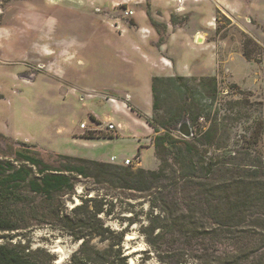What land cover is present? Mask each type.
Masks as SVG:
<instances>
[{
  "label": "rangeland",
  "instance_id": "1",
  "mask_svg": "<svg viewBox=\"0 0 264 264\" xmlns=\"http://www.w3.org/2000/svg\"><path fill=\"white\" fill-rule=\"evenodd\" d=\"M218 4L232 9L261 42L224 12L217 14ZM170 72L190 76L185 87L200 98L203 113L192 121L195 134L209 125L215 109L226 115L229 137L209 154L237 149L238 158L252 157L248 138L261 107L264 120V0H0V156L12 158L27 142L54 165L58 154L119 164L140 154L145 168H157L146 146L154 128L140 136L135 119L150 114L164 131L159 124L182 101L178 93H166L154 111L151 77ZM201 76L217 78L214 98ZM121 101L141 116L118 110L115 103ZM93 114L101 127L88 138L80 122L91 124ZM180 118L181 113L176 121ZM109 122L115 125L111 132L104 129ZM258 147L264 160V131ZM132 166H141L140 161ZM142 195L79 177L73 192L58 196V206L73 218L76 205L92 209L90 198L107 200L110 215L100 216L114 230L128 229L122 244L128 264L130 259L131 264H199L208 252L195 239L190 244L172 234L160 251L148 244L140 231L148 210ZM70 232L43 224L15 233L14 240L44 247L56 256L53 264H64L82 240ZM80 232L90 236L87 229ZM105 243L90 239L98 248ZM212 244L211 256L235 251L227 243ZM249 254L231 258L235 264H264V250Z\"/></svg>",
  "mask_w": 264,
  "mask_h": 264
},
{
  "label": "trees",
  "instance_id": "2",
  "mask_svg": "<svg viewBox=\"0 0 264 264\" xmlns=\"http://www.w3.org/2000/svg\"><path fill=\"white\" fill-rule=\"evenodd\" d=\"M189 77L174 74L151 78L154 111L161 108L166 93L176 92L182 101L173 106L167 122L159 124L164 131L145 118L155 131L152 152L157 168L133 169V164L59 154L54 165L27 142L14 150L12 158L0 156V264H53L56 256L46 248L14 240L15 233L43 224L63 225L73 231L70 233L76 239H82L64 264H128L122 245L128 229L114 230L101 218L110 215V208L104 206L107 200L96 203V198H90L92 209L76 205L71 209L73 218L60 211L58 196L73 192L79 177L143 194L148 210L140 231L155 251L166 247L175 233L188 238L190 244L195 239L198 247L208 252L200 257L199 264H235L231 257L264 250V160L258 147L264 131L263 108L257 110L259 115L253 120L248 138L254 150L252 157L248 154V160L238 158L237 149L209 154L229 137L226 115L219 116L215 109L209 125L191 138L170 130L180 113L181 118L187 114L192 127L202 117L200 98L185 87ZM201 79L214 98L217 78ZM85 136L96 137L89 132ZM85 229L90 235L87 238V233L80 232ZM95 237L106 242L104 248L90 244ZM215 242L227 243L235 251L211 256L209 250Z\"/></svg>",
  "mask_w": 264,
  "mask_h": 264
},
{
  "label": "crops",
  "instance_id": "3",
  "mask_svg": "<svg viewBox=\"0 0 264 264\" xmlns=\"http://www.w3.org/2000/svg\"><path fill=\"white\" fill-rule=\"evenodd\" d=\"M219 5V8H217V11H219V12H224L227 16H229L231 19H233V21L235 22V23H238V25L240 26V27H242L243 29H245L249 34H250V36L252 37V38H254V39H257V40H259L260 41V39H259V37H257V36H255V34L252 32V31H250L248 28H247V26L244 24V23H242L241 21H239L236 17H235V14L233 13V10L232 9H228L227 7H225V6H223L222 4H218ZM216 13H218V12H216ZM216 20V19H215ZM253 34H252V33ZM261 42V41H260ZM174 74H181V75H185V74H182V73H178V72H170V73H168V74H165V75H159V76H169V75H174ZM185 76H188V75H185ZM153 77V76H152ZM151 77V78H152ZM115 107L118 109V110H122V111H128V110H130V111H132V112H136V111H134V109H133V107L132 106H129L126 102H116L115 103ZM132 107V108H131ZM137 113V112H136ZM139 116H141L140 115V113H137ZM150 116V114H146V115H144L143 116V119H135V123L137 124V126L141 129V135L140 136H143V133H147V132H149L150 131V125L146 122V120H145V118L146 117H149ZM83 122V121H82ZM81 123V122H80ZM140 123V124H139ZM142 123H145L146 124V130H143V128L140 126ZM148 125V126H147ZM143 127H145V126H143ZM81 128V127H80ZM139 136V137H140ZM88 138H94V137H88ZM151 138V137H150ZM150 143V142H149ZM148 148H150L152 151H153V145H152V143H150V144H148V145H146ZM140 157H141V155H140ZM120 163H122V162H120ZM140 164H141V166H143V161H142V158H140Z\"/></svg>",
  "mask_w": 264,
  "mask_h": 264
},
{
  "label": "built area",
  "instance_id": "4",
  "mask_svg": "<svg viewBox=\"0 0 264 264\" xmlns=\"http://www.w3.org/2000/svg\"><path fill=\"white\" fill-rule=\"evenodd\" d=\"M180 2V0H178ZM126 13L129 14V13H133L132 10H129L127 9L126 10ZM108 100H110V102H115V99L112 98V97H107ZM94 115V114H93ZM92 118V123L91 124H88L87 122L83 121L80 123V127L85 129L86 132H89V133H95L97 132V130L101 127L100 126V120L98 119V117L96 115L94 116H91ZM104 129L107 131V132H111L115 129V125L112 123V122H109L107 123L105 126H104ZM113 159V157H112ZM133 161H135L136 163L140 161V154H137L134 158H130V157H125L122 161V164L124 165H128V164H133Z\"/></svg>",
  "mask_w": 264,
  "mask_h": 264
},
{
  "label": "water",
  "instance_id": "5",
  "mask_svg": "<svg viewBox=\"0 0 264 264\" xmlns=\"http://www.w3.org/2000/svg\"><path fill=\"white\" fill-rule=\"evenodd\" d=\"M170 130L186 138H191L194 135L193 127L187 114H183L182 118L177 123L171 125Z\"/></svg>",
  "mask_w": 264,
  "mask_h": 264
},
{
  "label": "bare ground",
  "instance_id": "6",
  "mask_svg": "<svg viewBox=\"0 0 264 264\" xmlns=\"http://www.w3.org/2000/svg\"><path fill=\"white\" fill-rule=\"evenodd\" d=\"M197 39H198V41H201L202 36H201L200 34H198ZM132 262H133V259H130V264H131Z\"/></svg>",
  "mask_w": 264,
  "mask_h": 264
}]
</instances>
